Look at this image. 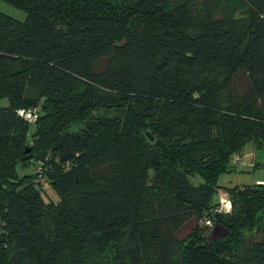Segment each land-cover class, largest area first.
<instances>
[{
	"label": "trees",
	"instance_id": "obj_1",
	"mask_svg": "<svg viewBox=\"0 0 264 264\" xmlns=\"http://www.w3.org/2000/svg\"><path fill=\"white\" fill-rule=\"evenodd\" d=\"M1 1L25 17L0 11V264H58L63 224L78 239L72 264H115L102 249L125 231L134 264H264V237L241 233L264 189L231 195L230 214L214 199L234 154L264 142V0H101L59 24ZM201 66L229 70L248 101L223 109L217 91L190 86ZM11 67L26 76L21 102L5 92ZM115 106L122 116L96 115ZM39 180L58 197L51 234ZM215 225L228 235L209 240Z\"/></svg>",
	"mask_w": 264,
	"mask_h": 264
},
{
	"label": "rangeland",
	"instance_id": "obj_2",
	"mask_svg": "<svg viewBox=\"0 0 264 264\" xmlns=\"http://www.w3.org/2000/svg\"><path fill=\"white\" fill-rule=\"evenodd\" d=\"M25 1H30L33 9L39 12L46 14L48 12V14H50L49 19L54 24H59L65 20V18L68 17L69 12L72 13L82 8L89 9L92 6L102 7V5H100L101 0H39V2L38 0ZM45 8L47 12L45 11ZM212 8V3L208 1L204 4L201 15H206L209 10L212 11ZM0 11L20 20L25 17V13L23 11L1 0ZM16 69V67H11V72L9 70L3 77V80L7 82L5 89L7 97L21 102L23 101L21 94L25 85L26 76L23 74L20 75L18 72H16ZM189 81L190 86L192 87L199 85L202 88L208 87L217 91L223 109L235 108L236 105L240 103L238 100L242 101V103H245L249 98V96H247L242 100L241 97H238L240 94L235 92L236 89L234 88L231 73L227 69L201 66L198 72L190 77ZM2 104H5V101H2ZM132 106L137 109H141L143 103L134 101ZM126 107L127 106H124V108L115 106L108 109H102L101 111L97 112L96 115H100L102 113L105 114L106 112H115L122 116ZM27 111L28 110L26 109H21L19 110V115L25 118L27 121H31V123H33V118L26 115ZM36 112H38L39 115V109H37ZM33 114L37 116L35 111H33ZM80 125V123H77L71 128H78ZM30 146L31 145L28 144V150L30 149ZM234 162L235 164L232 161L234 169L223 172L218 178L217 183L220 187V190H218V194L214 198L216 201L219 200L220 202L221 198L223 201L229 200L231 199V195L242 188L249 187L254 190L264 189V142H261V145L258 149H254L252 142H247L240 153L234 154ZM31 169L33 173L39 172L38 168ZM39 182L42 207L43 209L49 211L47 218L42 220L41 226L45 231L47 230V232L51 234L53 232V226L56 223H60L55 214L52 213L50 215L52 212L51 208L58 201V197L52 188L45 182V180H39ZM142 194L144 196L145 191H143ZM230 210L231 211H229V214L232 212L233 206ZM234 210L235 212H245L247 215H250L253 209H251L250 206H246L244 209V204L240 202L239 204H236ZM257 228H259V230ZM61 229L63 230L62 233L66 235L67 245H65V249L58 259V264H72V256L74 255L73 246L76 244L78 239L72 230L69 229L65 224L61 225ZM256 229L258 230V233ZM241 233L244 236H255L258 234V238L264 237V212L254 213L253 223L242 229ZM136 239L137 236L134 237L132 233L130 234V231H125V234L121 240H119L116 244L104 246L102 250L108 252L113 258L116 259L115 264H134L133 257H131L130 254L131 252L135 251L137 245ZM142 252L143 250L139 253Z\"/></svg>",
	"mask_w": 264,
	"mask_h": 264
},
{
	"label": "water",
	"instance_id": "obj_3",
	"mask_svg": "<svg viewBox=\"0 0 264 264\" xmlns=\"http://www.w3.org/2000/svg\"><path fill=\"white\" fill-rule=\"evenodd\" d=\"M259 193L264 194V191L260 190ZM248 194L247 189L242 188L237 190L233 195L232 198L233 200H237L241 195L246 196ZM228 235V230L221 226V225H215L211 228L208 234V239L209 240H219L225 236Z\"/></svg>",
	"mask_w": 264,
	"mask_h": 264
},
{
	"label": "built area",
	"instance_id": "obj_4",
	"mask_svg": "<svg viewBox=\"0 0 264 264\" xmlns=\"http://www.w3.org/2000/svg\"><path fill=\"white\" fill-rule=\"evenodd\" d=\"M26 115L33 118V120L35 119V115L33 114V111L28 110ZM235 156H237V155H235ZM230 203L231 202L229 200L223 201L221 198L219 205L217 206V208H215V211H218V212L228 211L231 207ZM206 223L209 224L210 221L206 220Z\"/></svg>",
	"mask_w": 264,
	"mask_h": 264
}]
</instances>
